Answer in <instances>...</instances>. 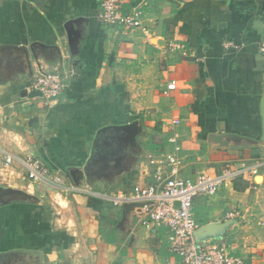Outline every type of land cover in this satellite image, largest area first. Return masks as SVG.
I'll use <instances>...</instances> for the list:
<instances>
[{
	"label": "crops",
	"instance_id": "crops-1",
	"mask_svg": "<svg viewBox=\"0 0 264 264\" xmlns=\"http://www.w3.org/2000/svg\"><path fill=\"white\" fill-rule=\"evenodd\" d=\"M100 1L0 0V264H179L165 228L108 198L153 181L150 155L176 145L183 177L258 167L196 198V232L213 226L195 236L264 264V0H124L148 33L104 24ZM37 68L69 75L50 105L28 90ZM33 157L62 186L31 180Z\"/></svg>",
	"mask_w": 264,
	"mask_h": 264
},
{
	"label": "built area",
	"instance_id": "built-area-1",
	"mask_svg": "<svg viewBox=\"0 0 264 264\" xmlns=\"http://www.w3.org/2000/svg\"><path fill=\"white\" fill-rule=\"evenodd\" d=\"M100 18L104 24L119 25L125 30L140 29L148 33L142 19L140 9L125 10L124 0H101ZM173 48H184L183 44L171 42ZM260 50L264 52V40ZM66 73L57 70L37 68L31 75L28 90L34 93L37 100L44 105L57 101L68 86ZM176 88L175 81L168 84L165 93ZM180 146L176 145L174 152L163 153L158 157L150 155L154 166L153 181L138 183L129 191L111 193L108 198L114 206L134 204L135 215L147 229L165 228L169 251L180 258L179 264H253L244 257L233 254L226 240L218 242L199 243L195 232L199 226L195 216V200L198 196L211 197L218 193L238 176L255 177L257 166L245 162L235 167L227 163L217 174L202 172L194 178L178 174L183 159L178 155ZM11 154L6 155V162L13 160ZM28 177L34 182L60 187L62 181L53 174L41 158H29L23 161ZM251 189L259 192V182L253 180ZM264 192V190H263ZM244 212L240 206L231 207L224 215V220L243 218ZM264 226V220L259 222Z\"/></svg>",
	"mask_w": 264,
	"mask_h": 264
},
{
	"label": "water",
	"instance_id": "water-1",
	"mask_svg": "<svg viewBox=\"0 0 264 264\" xmlns=\"http://www.w3.org/2000/svg\"><path fill=\"white\" fill-rule=\"evenodd\" d=\"M122 128L126 131L125 141L134 143L135 138H136V134L138 133L137 123L136 122L131 123V124L123 126ZM8 192H12V190L11 189L5 190V189L0 188V193L4 194V193H8ZM125 206L128 208H134V204H126ZM212 226L213 225L208 224V225L202 227L200 230H198V232H196V235L199 233H203L204 231L210 229Z\"/></svg>",
	"mask_w": 264,
	"mask_h": 264
},
{
	"label": "rangeland",
	"instance_id": "rangeland-1",
	"mask_svg": "<svg viewBox=\"0 0 264 264\" xmlns=\"http://www.w3.org/2000/svg\"><path fill=\"white\" fill-rule=\"evenodd\" d=\"M0 100H1V97H0ZM1 115H2V112H0V117H1ZM3 122H4V117L2 116L1 118H0V124H3ZM5 123V122H4ZM259 180H261V178L259 177L258 178ZM261 210V209H260ZM258 215V213H256V214H254V216L252 217V218H255L256 216ZM254 222L255 221H253L251 224L253 225V227H252V229H254V230H259V228H257V225H256V223L254 224ZM250 224V225H251ZM261 230L259 231L260 233H263L264 232V229H262V228H260ZM253 230V231H254ZM166 264H167V262H166Z\"/></svg>",
	"mask_w": 264,
	"mask_h": 264
},
{
	"label": "trees",
	"instance_id": "trees-1",
	"mask_svg": "<svg viewBox=\"0 0 264 264\" xmlns=\"http://www.w3.org/2000/svg\"><path fill=\"white\" fill-rule=\"evenodd\" d=\"M39 2V4H43L44 0H37ZM240 179H243L242 177H239Z\"/></svg>",
	"mask_w": 264,
	"mask_h": 264
}]
</instances>
